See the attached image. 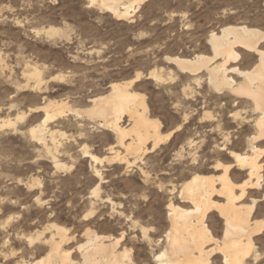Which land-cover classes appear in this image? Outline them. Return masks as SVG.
I'll list each match as a JSON object with an SVG mask.
<instances>
[{"label":"rangeland","instance_id":"obj_1","mask_svg":"<svg viewBox=\"0 0 264 264\" xmlns=\"http://www.w3.org/2000/svg\"><path fill=\"white\" fill-rule=\"evenodd\" d=\"M49 25L68 28L71 38L40 31ZM226 25L264 30V0H148L132 20L89 7L87 0H0V55L5 65L0 68V121H17L19 114H26L15 126L0 127V264L38 256V246L46 247L37 239L30 243L29 237L43 233L42 238H49L52 229L47 227L53 223L65 226L69 236L75 237L67 245L74 250L84 242L87 228L118 236L127 229L119 210L133 212L141 224L154 227V238L164 234L165 204L172 195L158 184L179 187L195 170L208 173L218 159L231 161L214 149L224 140L222 133H230L233 146L240 150L252 131L250 124L238 125L232 116L238 110L245 116L246 109L233 106L226 95L209 91L206 69L200 71L202 84L197 85L166 60L213 55L208 35L220 34ZM257 62L254 53L242 49V69L250 70ZM35 66L44 78L41 89L26 84L24 74ZM153 69L167 80L147 78ZM138 72L143 75L135 86L146 94L152 115L162 122V132H175L128 172L117 162L98 163L105 180L97 199L92 194L97 179L82 148L87 145L92 153L104 156L115 142L114 134L76 112L51 122V128L67 134L59 137L58 153L66 166L57 168L29 133L45 115L35 108L63 100L75 110L87 109L91 98L105 92L111 82L131 79ZM186 83L196 91L189 99L182 92ZM207 111L212 116H206ZM140 167L149 172V181ZM108 196L122 206L113 208ZM213 223L220 233L217 214ZM128 232L134 234L125 242L136 249L139 264H154L140 230ZM260 239L263 255L257 264H264V232ZM72 256L78 258V253Z\"/></svg>","mask_w":264,"mask_h":264},{"label":"bare ground","instance_id":"obj_2","mask_svg":"<svg viewBox=\"0 0 264 264\" xmlns=\"http://www.w3.org/2000/svg\"><path fill=\"white\" fill-rule=\"evenodd\" d=\"M147 1L87 0V4L99 11H109L115 18L132 20ZM40 31L50 37L71 38L68 28L60 26L49 25ZM208 41L213 55L198 53L191 58L176 56L167 57L166 60L188 73L197 85L202 84L200 71L206 69L209 91L228 96L233 106L249 112L245 116L240 110L232 114L238 125L247 123L252 127V131L244 138V148L236 149L230 133L223 132L224 140L217 143L214 149L224 152L231 161L218 159L214 162L210 169L219 171L217 174L211 170L208 173L195 170L185 177L179 187L173 185L169 189L161 182L158 184L161 191L172 195L165 204L168 226L159 238H154L151 232L154 227L141 224L132 215L133 212L129 214L119 210L121 224L126 223L127 229L122 230L118 236L100 234L87 228L84 242L77 244L75 251L67 247L75 237L69 236L65 226L53 223L47 227L52 229L49 238H42L43 233L36 238L29 237L30 243L37 239L46 247L38 246V256L26 260L20 258L5 264H139L136 249L125 242L131 233L128 231L135 232L137 228L146 247L150 249L154 264H214L215 260H220L221 264H257L261 261L263 253L258 244L264 232V212H261L264 207V48L261 46L264 30L244 25H226L220 34L211 32ZM242 49L258 57V62L250 70L239 66ZM2 58L0 55V68L3 70L5 65ZM142 75L138 72L131 79L111 82L105 92L91 98L87 109L75 110L63 100L49 101L35 108L44 110L45 115L37 126L30 128L29 133L34 141L44 147L57 168L66 166L60 161L58 153L62 147L59 137L65 138L67 134L51 128V122L76 112L114 134L115 142L109 144L108 154L104 156L92 153L87 145L82 148L83 155L90 159L93 176L97 179L92 191L97 199L101 198V185L105 180L103 170L97 167L98 163L117 162L128 172L132 166L143 161L148 152L166 142L175 132H162V122L152 115L146 94L136 88L135 84ZM24 76L27 78V86L42 88L44 78L37 66L28 70ZM54 77L63 78L62 75ZM146 77L158 82L167 80L156 69ZM182 87L187 99L194 96L196 91L189 83ZM224 104L221 102V105ZM25 115L19 114L17 121L24 119ZM205 115L212 116L208 111ZM17 121L3 119L0 127L15 126ZM127 121L129 123L125 125ZM218 128L222 129L221 124H218ZM140 170L145 181H149V172L142 167ZM107 201L112 203L113 208L122 206L121 203L113 202L109 196ZM215 214L221 223L220 233L215 230L213 223ZM133 237L138 241L136 234ZM73 252L78 253V258L72 256ZM4 256L7 260V254Z\"/></svg>","mask_w":264,"mask_h":264}]
</instances>
